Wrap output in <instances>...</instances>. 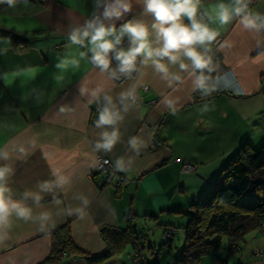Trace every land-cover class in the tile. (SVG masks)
Listing matches in <instances>:
<instances>
[{
  "label": "crops",
  "instance_id": "obj_1",
  "mask_svg": "<svg viewBox=\"0 0 264 264\" xmlns=\"http://www.w3.org/2000/svg\"><path fill=\"white\" fill-rule=\"evenodd\" d=\"M219 2L201 0L200 8L210 10ZM131 4L122 18L105 23L119 29L138 21L151 28L154 17L144 11L141 0ZM249 8L264 13V0L250 2ZM100 12L95 0L0 4V76L9 74L7 81L0 78V149L10 154L0 165L13 170L8 178L13 199H23L26 192L42 196L39 205L31 197L25 200L32 220L10 218L7 239L0 243V264H42L51 253V231L63 224L77 251L88 256L108 250L103 227L126 231L131 224L136 231L139 218L163 213L166 224L177 219L183 227L186 219L178 212L207 192L228 158L243 143L264 145V32L246 30L238 20L215 26L219 35L212 45L214 69L206 73L214 90L205 96L194 90V77L179 72L178 66H170V72L179 73L181 81L171 86L150 65H139L135 76L120 83L101 73L91 64L88 49L68 39L73 27ZM3 31L19 34L26 42L15 43ZM80 52L86 57L81 59ZM65 58L79 60V68L58 69ZM26 67L35 69L33 79L11 75ZM129 92L132 95L121 97ZM105 105L122 119L97 128ZM205 105L208 111L203 112ZM113 128L119 139L112 149L96 150L100 134ZM98 157L109 159L114 173L98 172ZM184 162H191L193 171H184ZM53 172L66 183L41 192V183L55 181ZM83 198L88 200L86 208ZM77 208H84L83 215ZM42 212L50 215L43 230L38 219ZM129 242L99 262L68 251L69 258L61 264H130L133 251L122 254ZM220 243L223 249L215 255L226 258V264H264V257L253 252L264 250V230H251L232 251L227 249L228 238L221 237Z\"/></svg>",
  "mask_w": 264,
  "mask_h": 264
},
{
  "label": "clouds",
  "instance_id": "obj_2",
  "mask_svg": "<svg viewBox=\"0 0 264 264\" xmlns=\"http://www.w3.org/2000/svg\"><path fill=\"white\" fill-rule=\"evenodd\" d=\"M144 11L152 14L154 23L149 26L138 21H129L121 25L119 29L115 24H106V21L119 20L131 10V0H95L96 7L102 8V12L94 14L83 25L73 27L69 33V41L72 45L86 47L91 53V64L101 73H108L111 78L119 79L120 76L132 77L138 71L137 63L141 66L150 65L155 72L169 82H180L179 73L170 72V66H178L179 72H188L194 77V90L198 89L203 95L208 96L214 90L210 87V73L214 69L213 43L217 40L219 32L217 27H224L238 20L246 30L264 32V13L254 12L249 8L250 0H228L227 3L219 2L210 10H201V0H141ZM17 0H0V4L14 7ZM187 18L188 23L184 22ZM127 36L130 46L127 49L117 48L122 39ZM110 53L114 55L110 57ZM80 58L86 57L85 52L79 53ZM112 59L118 64L111 69ZM187 61V62H186ZM56 67L66 71L69 67L79 68V60L65 58ZM13 77H26L33 79L35 69L32 67L16 69ZM9 74L4 73L0 78L8 80ZM57 80L62 77H56ZM132 95L131 92L121 93V97ZM108 105L111 99L105 97ZM171 106V101H168ZM105 105L99 111L95 121L97 128L114 126L122 119L117 111ZM208 111L205 105L203 112ZM173 114L175 109L173 108ZM101 141L95 145L96 150L110 151L119 139L118 130L103 131ZM133 147L136 146L132 141ZM22 151V150H21ZM10 154L5 149H0V160H8ZM12 168L8 165H0V243L7 239V229L10 228V218L29 221L33 219L32 208L27 206L25 200L31 197L39 205L42 196L39 193L26 192L24 198L16 200L12 198L11 189L8 186V178L12 174ZM55 181H45L39 185L41 192H52L54 187L62 186L66 181L57 172ZM84 208L87 207V198L82 199ZM84 208L75 211L83 215ZM72 214V210L68 211ZM43 230L50 220L47 212H42L38 217Z\"/></svg>",
  "mask_w": 264,
  "mask_h": 264
},
{
  "label": "trees",
  "instance_id": "obj_3",
  "mask_svg": "<svg viewBox=\"0 0 264 264\" xmlns=\"http://www.w3.org/2000/svg\"><path fill=\"white\" fill-rule=\"evenodd\" d=\"M3 32L15 43L26 42L25 37L19 34ZM178 213L186 218V223L182 228L183 245L174 264H199L201 258L210 253L214 256L215 264H226V258L215 255L221 237L228 238L227 249L232 251V243L241 240L264 222V145L253 148L250 144L243 143L228 158L207 192L192 202L188 210ZM164 226L162 235L166 232ZM128 227L126 231L103 227L102 235L108 250L100 256H88L77 251L66 224L58 226L51 231V253L42 264H61L64 259L69 258L68 251L77 253L75 257H84L91 263L102 261L112 255L128 235L135 237L137 230L131 224ZM172 239L173 237H166L164 244L170 246ZM129 241L132 245L136 243L132 239ZM145 264H158V261L149 263L147 260Z\"/></svg>",
  "mask_w": 264,
  "mask_h": 264
},
{
  "label": "rangeland",
  "instance_id": "obj_4",
  "mask_svg": "<svg viewBox=\"0 0 264 264\" xmlns=\"http://www.w3.org/2000/svg\"><path fill=\"white\" fill-rule=\"evenodd\" d=\"M96 167H97V161H96ZM110 167H112L111 172L114 173L115 168L112 162ZM188 169L189 168L186 167L183 170L186 172H190V170ZM98 172H105V171L98 169ZM162 215H164V217H162ZM162 215L155 218L152 216H143L142 219L139 218V222H138L139 226L136 234L137 237L135 235V237L133 238L131 234V237L128 235L124 239V242H128L130 239L136 242L133 245V250L131 248L132 244L125 246L124 250H122L123 255H125L128 251L129 252L133 251V254L130 257V264H145L147 260L149 263H152L153 261L157 260L158 264H174L176 255L180 251L183 245V233H182L183 227L181 225L184 222L182 224L181 223L179 224L178 221H176L177 220L176 219L174 221L175 223L169 222V224L172 225L164 226L163 224H166L164 222V219L168 216L165 215V213H163ZM177 216L183 217L182 215H177ZM163 226L166 229L165 235H162ZM257 228L259 230H264V222L259 224ZM166 237H173L172 241L170 242V246H166L164 244ZM231 246L232 249H235L237 247V244L232 243ZM222 249H223V244L220 243L216 251L220 252L222 251ZM253 252L254 254H256V252H259L258 253L259 256L256 254L255 255L256 257L257 256L259 258L264 257V250H261L260 248L255 249ZM204 260L205 262H208L210 260L209 264H212L214 260V256L212 255V253L208 255H204L201 258L199 264H203Z\"/></svg>",
  "mask_w": 264,
  "mask_h": 264
},
{
  "label": "built area",
  "instance_id": "obj_5",
  "mask_svg": "<svg viewBox=\"0 0 264 264\" xmlns=\"http://www.w3.org/2000/svg\"><path fill=\"white\" fill-rule=\"evenodd\" d=\"M253 1H255V0H250V2H253ZM217 40H218V39H217ZM217 40H216V41H217ZM216 41H215L214 43H216ZM129 46H130L129 39H128L127 36H125V37L122 39L121 44L118 45L117 48H118V49H119V48L127 49ZM109 55H110V57H112L114 54H113V53H110ZM117 64H118V62H117L115 59H112V62H111L110 68H111V69H115V68L117 67ZM139 65H140V64H139V60H138V63H137V67H138V68H139ZM135 74H136V72H134V73L132 74V76H135ZM126 78H128V77H125V76H122V75H121L119 79H115V78H113V80H114L116 83H120V82L124 81ZM145 88H146V87H145ZM107 166H108V167H107ZM110 166H111V162H110L109 159L104 158V157H98V158H97V169H100V170L105 171L104 173H112V172H111L112 167H110ZM186 167L189 168L188 170H190V172L193 171V169H194V165H193L192 163H190V162H186V163H184L183 169H185ZM188 170H187V171H188ZM258 253H259V252H256L257 255H258ZM258 256H259V255H258Z\"/></svg>",
  "mask_w": 264,
  "mask_h": 264
}]
</instances>
